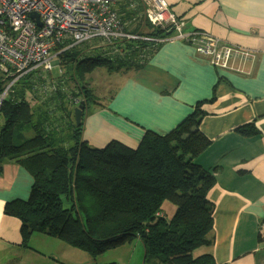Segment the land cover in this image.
Returning <instances> with one entry per match:
<instances>
[{
  "label": "trees",
  "instance_id": "16d2710c",
  "mask_svg": "<svg viewBox=\"0 0 264 264\" xmlns=\"http://www.w3.org/2000/svg\"><path fill=\"white\" fill-rule=\"evenodd\" d=\"M115 3L125 21L140 19L136 29L140 28L144 0ZM146 27L152 37L172 35L150 24ZM146 43H130L126 49L140 55L147 48L149 57L156 48ZM85 49V45L74 46L59 55V68L67 80L78 83V94L56 90V95L34 106L28 92L36 84L38 70L18 79L5 96L13 80H0V165L18 163L34 178L29 198L9 201L4 209L6 215L21 221V244L29 247L32 235L40 233L96 257L140 238L145 248L143 264H224L210 254L194 253L213 243L214 217L206 198L215 178L196 158L211 144L201 122L206 114L203 105L216 96L198 101L194 111L169 133L145 131L137 148L117 140L103 148L93 147L83 139V121L77 126L76 119L70 121L72 112L62 111L65 99L82 96L86 108L98 103L88 74L99 67L112 72L135 68L136 58L89 55ZM18 84L22 88L14 89ZM41 90L49 95L48 87ZM240 131L256 132L246 127ZM166 201L176 207L170 219L162 215Z\"/></svg>",
  "mask_w": 264,
  "mask_h": 264
},
{
  "label": "crops",
  "instance_id": "0c3cea01",
  "mask_svg": "<svg viewBox=\"0 0 264 264\" xmlns=\"http://www.w3.org/2000/svg\"><path fill=\"white\" fill-rule=\"evenodd\" d=\"M166 1L187 30L208 32L249 50L252 58L239 68L242 58L235 57L234 66L240 70L217 68L194 45L180 39L155 42L149 57L145 48L140 55L127 49L118 52L123 58H136L135 68L115 72L108 104L100 101L91 111L92 103L85 108L83 139L96 148L112 140L137 148L145 131L169 133L194 111L198 101L215 95V100L203 105L206 114L201 122L211 144L196 158L215 178L206 198L214 217L213 243L194 253L210 254L224 264H264L260 245L264 238V0ZM85 46L89 55L113 50L95 48L99 47L96 42ZM241 127L256 132L244 134ZM33 183L24 166L12 161L0 165V264L116 263L117 254L111 259L102 254L98 259L40 233L32 235L29 247L23 246L21 221L6 215L4 209L9 201L27 200ZM35 242L48 244L44 248L51 252L50 258L34 252L42 251Z\"/></svg>",
  "mask_w": 264,
  "mask_h": 264
},
{
  "label": "built area",
  "instance_id": "2783aa9c",
  "mask_svg": "<svg viewBox=\"0 0 264 264\" xmlns=\"http://www.w3.org/2000/svg\"><path fill=\"white\" fill-rule=\"evenodd\" d=\"M115 1L0 0V80H13L3 96L24 75L41 69L51 72L61 53L93 42L99 46L95 48L108 46L113 49L111 54H116L124 53L126 44H155L179 38L194 45L199 54L225 70H240L233 65L237 56H241L243 65L252 58L249 50L225 43L208 32L187 30L185 22L166 0H144L143 21L138 29L140 19L125 21ZM33 13H37L38 18L32 17ZM147 24L168 30L172 35L152 37L146 30ZM260 245L264 246V238Z\"/></svg>",
  "mask_w": 264,
  "mask_h": 264
},
{
  "label": "rangeland",
  "instance_id": "374dc122",
  "mask_svg": "<svg viewBox=\"0 0 264 264\" xmlns=\"http://www.w3.org/2000/svg\"><path fill=\"white\" fill-rule=\"evenodd\" d=\"M114 5H115V7L118 6L116 3H114ZM38 73H37L38 75H37L36 81H35L36 84H34V88L31 90L32 92H28L29 101L34 106H38L40 103L44 102V100L48 99L50 96L56 95V93H55L56 90H61V91H65V92L76 91V94H78V91H79V90L77 91L78 83L75 80H67L66 77L64 76V70L59 68V65L57 62L55 64V68H53V70L51 72L43 71L41 69L40 72L38 71ZM115 75H116L115 72H112L105 67H99V68L95 69L92 73L88 74V76H87V78L89 80L88 83L91 86V88L94 90V92L97 96V99H98V103L100 101H103L104 104H108V101L112 97L110 94L113 93L112 91H113V86H114V82H115L114 81ZM43 86L48 87V89H49L48 94L49 95H47L46 93H42V94L40 93V90ZM21 88H22L21 84L14 86V89H21ZM26 90H29V89H26ZM41 91L45 92L44 90H41ZM39 93L41 95L45 94L46 96H44V98L41 100V95ZM64 95H65V97L69 96L66 94H64ZM81 98H82V96H80L78 99L74 100L70 95L69 99H67V98L65 99V109L62 111L63 112H72L70 121H75V109L78 106L79 101L82 100ZM93 108H95V103H92L89 110L91 111V110H93ZM62 111H58V112H62ZM24 130L26 132V129H24ZM64 130L67 131V129H65V128H64ZM31 134H32L31 136L34 135L32 130H31ZM31 136H29V137H31ZM175 210H176V207L172 202L166 201L164 203L163 211H165L167 213L166 217L168 219H170L174 215ZM48 238H49V240H59L61 242H64L60 238H56V237H55V239H54V237H48ZM29 242L31 243V239L29 240ZM35 244L39 245L40 249L42 250V251H40V250L34 249V252H36V254L43 256V257L47 256L48 258H50L49 255H51L50 254L51 252H48L44 248V246H46L48 244L43 243V242H35ZM137 245H139V247H137ZM143 246L144 245H142V243H140V241L137 238H135L132 242H127V243L123 244L122 246H120L119 248L117 247L116 249H110L107 252L103 253L104 255H102V254L101 255L105 256L104 258H106V259H108V258L111 259V257L113 255L117 254L116 255L117 259L113 260L116 262L115 264H142L143 258H144V253H145ZM74 250H78L79 252H82L87 256L91 255L88 253V251H85V250L80 249V248L75 247ZM57 253H60V249ZM82 257H83L82 261H84L85 256H82ZM97 258L99 259L101 257L98 256ZM92 260L93 259L91 257L90 263H92ZM77 261H79V258Z\"/></svg>",
  "mask_w": 264,
  "mask_h": 264
},
{
  "label": "water",
  "instance_id": "95a60500",
  "mask_svg": "<svg viewBox=\"0 0 264 264\" xmlns=\"http://www.w3.org/2000/svg\"><path fill=\"white\" fill-rule=\"evenodd\" d=\"M32 17L38 18V14L37 13H33ZM2 100H3V98L0 99V106H1ZM85 108H86V103H85L84 100H81L79 102L78 106L75 109V118H76L77 126H80L82 121H83Z\"/></svg>",
  "mask_w": 264,
  "mask_h": 264
},
{
  "label": "bare ground",
  "instance_id": "6f19581e",
  "mask_svg": "<svg viewBox=\"0 0 264 264\" xmlns=\"http://www.w3.org/2000/svg\"><path fill=\"white\" fill-rule=\"evenodd\" d=\"M177 40H179V38H177ZM80 46H82V45H80ZM107 55L110 56V55H112V54H107ZM112 56H113V55H112ZM58 63H59V61H58ZM58 65H59V64H58ZM233 65H234V64H233ZM214 66H215V65H214ZM241 66H243V64H240V65H239V68H241ZM217 68H218V67H217ZM75 119H76V118H75Z\"/></svg>",
  "mask_w": 264,
  "mask_h": 264
}]
</instances>
